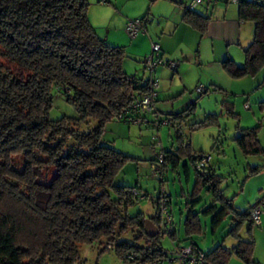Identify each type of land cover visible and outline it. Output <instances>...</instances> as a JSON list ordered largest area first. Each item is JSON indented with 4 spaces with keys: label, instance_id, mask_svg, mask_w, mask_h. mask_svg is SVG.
Returning <instances> with one entry per match:
<instances>
[{
    "label": "trees",
    "instance_id": "obj_1",
    "mask_svg": "<svg viewBox=\"0 0 264 264\" xmlns=\"http://www.w3.org/2000/svg\"><path fill=\"white\" fill-rule=\"evenodd\" d=\"M218 1H235L239 20L254 26L252 40L243 49V64L225 58L222 68L233 78L256 74L264 66V1ZM182 5V22L203 33L209 17L198 13L197 6ZM88 6L87 0H0V264H75L80 260L79 244L94 242L103 243L101 251L113 249L125 264H149L167 255L159 243L164 234L157 208L160 193L153 202L156 213L148 218L159 232L148 237L145 216L128 214L140 200V191L114 184L128 157L102 140L106 122L141 117L131 105L147 93L149 79L125 73L123 48L98 35L88 18ZM55 93L64 96L76 116L51 119ZM195 105L194 101L182 112L168 115L176 147L163 152L161 163L176 168L184 156L185 173L190 164L194 168V185L185 203L184 236L198 246L192 238L202 234L201 213L211 216L212 232L233 213L227 236L235 244H218L204 251L205 259L226 264L236 255L252 262L254 240L243 238L239 230L248 222L250 231L254 224L250 213L261 200L235 212L220 190L223 178L209 164L203 171L195 169L204 154L191 153L189 136L181 129L185 125L196 131L215 120L214 114H208L188 122ZM223 105L234 114L228 100ZM81 125L90 126L82 130ZM257 129L241 128L235 136L244 155L264 152ZM260 169L251 167L250 173ZM50 173L52 179L45 183ZM202 191L220 206H202L201 213L195 212ZM129 231L134 243L117 242L118 235ZM175 235L176 227L170 236ZM139 241L144 243L137 245Z\"/></svg>",
    "mask_w": 264,
    "mask_h": 264
},
{
    "label": "rangeland",
    "instance_id": "obj_2",
    "mask_svg": "<svg viewBox=\"0 0 264 264\" xmlns=\"http://www.w3.org/2000/svg\"><path fill=\"white\" fill-rule=\"evenodd\" d=\"M87 1L89 3L88 18L98 35L105 39L109 45L123 48V70L128 67L127 69L130 72L126 71L127 73H136L134 65H138V71L142 70L145 78H147L149 71L144 67L142 59L151 52V42L148 40L149 32L148 34H146L147 32L139 33L137 39L131 38L125 31V25L129 20L140 18L146 20L147 26L156 23L157 14L159 13L157 9L161 2L164 4L169 2L175 7H183L180 4L181 0H107L108 2L106 1L105 3L98 2V0ZM182 1L187 5L192 0ZM210 1L208 2V11L212 13V16L217 5L222 8L228 6L229 9L226 12L228 17L233 13L237 14V3L235 1L228 3ZM203 2L197 6V11L204 9L203 7L206 6L207 0H203ZM252 26L251 22H246L242 25V40H248L250 35L252 37ZM142 34H146V37H143ZM150 35L155 41L159 42L156 39L158 34L155 35L150 32ZM215 45H217L218 49L226 47L236 52L238 50L240 57L235 60L237 62L244 61L243 47L233 44L226 45L221 42H215ZM147 49H149V52L144 55ZM159 66L165 67L170 74L172 73V70L168 67ZM174 76H176L174 87L182 89L187 85L188 92L186 96H191L196 101L195 108L188 122L201 120L208 114L215 115L213 124L199 130L189 131L187 126L184 125L182 127L181 132L189 136L191 153L210 155L209 165L217 175L223 178L220 190L225 199L229 200L228 203L235 212L240 213L246 210L258 200H261L260 204H262L264 209V168L262 167L264 166V152L262 151L256 155H244L234 141L239 129L258 126L259 144L264 149V103H262L264 102V66L260 67L254 75L246 74L233 78L227 74L230 79V85L226 86L227 95L223 94L222 91L213 90L210 84H206L208 93L198 96L193 84V74L190 78H183L182 80L178 73H175ZM197 86L203 85L198 84ZM223 100H228L232 104L234 114L228 112L223 105ZM174 101L172 100V102ZM156 104L158 105L160 102H155L154 107ZM64 115L74 117L76 113L71 105L65 102L63 95L55 93L50 117L51 119H58ZM141 117L142 121L137 123L125 120L119 121L117 119L106 122L102 140L128 157L121 171L115 176L114 184L136 187L140 194L144 196V198L138 200L129 208V215L132 216L141 212L146 219L154 216L156 207L153 202L157 199L161 190L164 189L166 191L169 199L168 209L176 227V235L172 238L168 234H161L159 243L160 247L169 253L175 246H186L189 243V240L184 236L183 221L186 213L185 203L188 193L192 191L194 185V168L189 163V172L188 174L185 173L184 163L188 162V160L184 156H181L176 168H173L170 164L164 167L160 162H157V164L154 160L153 150L164 152L172 150L174 146L176 147L175 131L165 124L155 125L158 117L161 119L165 117L159 110L155 109L154 113L141 111ZM89 126L81 125L80 128L86 130ZM152 163L160 166L161 175H152ZM254 166L261 167V169L257 173H250L251 167ZM153 167L156 170L158 169L156 166ZM160 177L162 178L160 179ZM51 179L52 174L50 173L43 181L49 183ZM199 198L201 200L194 208L195 212L201 213L202 206L208 207L214 204L218 207L220 206L219 203L213 204L211 197L205 191H202ZM263 212L260 214V225L254 223L250 231H248V222H244L239 230L243 238L247 239L250 236L254 240L252 262H246L236 255H231L226 264H264ZM232 215L233 213L229 214L212 232L210 226L211 216H205L201 213L203 231L202 234L194 236L192 240L205 252L210 251L218 244L231 247L235 244V240L227 236V232L231 226L230 218ZM116 240L117 242L128 241L129 243H134L133 233L129 231L126 234L118 235ZM143 243L144 241H139L137 245H142ZM103 246V243L100 244L99 242L79 244L80 260L75 264H125L116 256L113 249L101 251ZM149 264L180 263L165 259L159 263Z\"/></svg>",
    "mask_w": 264,
    "mask_h": 264
},
{
    "label": "crops",
    "instance_id": "obj_3",
    "mask_svg": "<svg viewBox=\"0 0 264 264\" xmlns=\"http://www.w3.org/2000/svg\"><path fill=\"white\" fill-rule=\"evenodd\" d=\"M162 3L163 2H161L157 9L159 13L157 14L158 19L156 23L149 26L146 25L145 31L142 33L147 32L146 34H148L149 32L148 40L151 43L154 42L159 44L160 55L163 60H173L177 63L176 70L172 71L171 74L163 66L157 67L154 71L155 77L159 80L158 98L156 102H160V104L155 105V109L157 111L159 110L161 114L168 116L172 112H182L188 105L194 102L191 96H186L188 92L187 85L182 83L185 85L182 89L174 87L176 80V76H174L175 73L179 74L181 80L183 78H190L193 74V84L195 88L198 84H201L208 90L206 84H210L213 90L222 91L223 94L227 95L226 86L230 85V79L222 68L221 61L225 58H231L238 65L243 64V62H237L235 60L240 57V52H238V50L236 52L226 47L218 49L215 42L225 43L226 45H239L244 49L251 42L253 35L252 37L250 35L246 41L241 39V27L246 22L239 20L238 9L237 14L233 13L228 17L226 13L229 9L228 6L222 8L217 5L215 13L212 16V13L208 11L209 4H206V6L203 7L204 9H201L202 11H197L209 17L207 28L203 33H200L182 22L181 17L184 6L175 7L169 2L167 4ZM183 3L184 2L181 0L180 4ZM253 31L254 26H252L251 34ZM150 32L155 35L158 34L156 39L159 42L155 41L150 35ZM146 34H142V36L146 37ZM137 37L136 35L131 38L137 39ZM146 42L148 43L147 40ZM148 50L149 49H147L144 55L149 52ZM144 59L145 56L142 61H144ZM138 67V65H134V71H136V73H127L128 67H125L126 70L124 69V71L128 75H135L143 80L149 79L150 74L145 78L144 72L142 70L138 71ZM200 95H202V93H198V96ZM172 100L175 101L172 102ZM186 120L188 121L189 118ZM259 206L262 213V211H264L262 208L263 206L262 204Z\"/></svg>",
    "mask_w": 264,
    "mask_h": 264
},
{
    "label": "built area",
    "instance_id": "obj_4",
    "mask_svg": "<svg viewBox=\"0 0 264 264\" xmlns=\"http://www.w3.org/2000/svg\"><path fill=\"white\" fill-rule=\"evenodd\" d=\"M203 0H192L187 6L189 8H194L198 6L200 3H202ZM218 1V0H215ZM146 28V20L145 19H132L129 20L128 23L125 25V31L130 37H135L139 33L145 31ZM164 65L168 67L170 70L175 71L177 68L176 61L168 60L164 61L160 55V46L157 43L152 42L151 43V52L149 55H147L144 59V67L149 71L150 78L148 81L149 90L147 93L141 94L137 96V98L132 103L131 107L132 109H136L141 111H145L146 113H154L155 107L154 104L157 101L158 98V88H159V80L154 76V71L157 66ZM196 91L198 93H203L205 91V88L203 86H197ZM117 120H121V117H117ZM128 122H141L142 117L137 118H128ZM170 125V120L168 116H165L163 119L158 117V121L155 122V125ZM153 154L155 157L156 163L160 162L162 163L164 159V153L160 151L153 150ZM210 161V155L204 154L202 155L195 163V169L197 170H204ZM157 163V164H158ZM152 166V175L153 176H159L161 173V169L159 165H153ZM153 166H156L158 169L156 170ZM134 195L137 196L138 192L137 190L133 191ZM144 198L143 195L139 197V199ZM158 214H159V223H160V230L164 234L170 235L175 228L172 215L168 209V198L165 193V190L160 191V195L158 198ZM261 214V208L260 206H257L254 208L251 213L250 217L253 220V222L257 225L261 224L260 219ZM169 259L176 262H179L180 264H210L205 259V253L202 249H200L198 246L188 243L186 246L177 245L174 247V249L167 253L166 257L162 259H158L154 261L155 263H159L162 260ZM152 262V263H154Z\"/></svg>",
    "mask_w": 264,
    "mask_h": 264
},
{
    "label": "water",
    "instance_id": "obj_5",
    "mask_svg": "<svg viewBox=\"0 0 264 264\" xmlns=\"http://www.w3.org/2000/svg\"><path fill=\"white\" fill-rule=\"evenodd\" d=\"M144 225H145L146 235L148 237H153L159 232L158 228L150 219H146Z\"/></svg>",
    "mask_w": 264,
    "mask_h": 264
}]
</instances>
